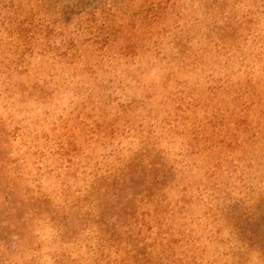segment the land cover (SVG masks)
Segmentation results:
<instances>
[{"label":"trees","instance_id":"obj_1","mask_svg":"<svg viewBox=\"0 0 264 264\" xmlns=\"http://www.w3.org/2000/svg\"><path fill=\"white\" fill-rule=\"evenodd\" d=\"M192 1L200 18L188 28L186 15L195 18L191 0H105L88 11L71 5L56 19V31L43 35L39 23L27 27L34 21L1 19L7 32L0 34V230L9 235L5 240L0 231V264H41L42 257L48 264H80L73 246L92 230L102 241L97 248L107 244L120 252L122 244H132V226L148 219L138 215L140 208L161 212L158 198L176 191L185 176L187 164L174 167L173 148L166 147L179 127L197 135L195 124H212L230 105L250 108L253 102L240 96L243 87L256 85L253 65L264 69V53L252 50L259 43L264 51V0ZM190 26L201 29L198 37ZM31 40L41 44L34 63L27 54L33 50L24 48ZM44 58L50 62L42 64ZM233 58L239 61L234 71ZM54 69L63 73L60 92L51 80ZM67 92V104L57 106L55 95ZM242 127L244 133L249 125ZM79 135L94 147L108 138L114 147L104 145L108 151L96 150L95 159L79 163ZM45 169L53 173L46 181ZM48 184H58L60 200L46 193ZM244 233L257 237L250 227ZM158 235L144 237L146 251ZM155 251L140 264H157Z\"/></svg>","mask_w":264,"mask_h":264},{"label":"rangeland","instance_id":"obj_2","mask_svg":"<svg viewBox=\"0 0 264 264\" xmlns=\"http://www.w3.org/2000/svg\"><path fill=\"white\" fill-rule=\"evenodd\" d=\"M76 1L45 0L44 2L41 0L36 5L34 0H0V21L1 19H13V21L26 19L30 22L28 24L34 21L27 27L34 28L39 23V33L43 35L48 30L49 33L56 31V19L63 18L65 11L71 10V5L77 6L76 11H88L105 0H78L83 2L82 5H75ZM188 4L192 7L191 11H194L195 18L194 14L187 13L189 14L186 15L187 28L188 25H196L200 18L198 3L191 0ZM137 14L132 15L133 19H138ZM190 28L191 34L195 33L198 37L196 33H200L201 29L197 26H190ZM6 32L3 23L0 22L1 38ZM163 37L165 43L161 44L162 53L165 52L167 45V38ZM258 45L259 43H256L253 47L254 53L260 51L264 53L262 46L259 50ZM27 46L24 48L33 50L27 54L31 53L30 57L34 59L29 60L34 63L38 60L35 59V55H37L38 47L41 46L40 41L38 43L31 40ZM3 47L0 46V48ZM231 61L230 69L234 71L239 61L235 58ZM49 62L48 59H42V64ZM257 65H253L254 68L251 69L252 83L256 84L254 89L243 87V95L240 96L241 101L253 102L249 109L244 108L240 111L239 108L230 105L229 109L221 111V115L213 116L212 124L206 123L201 128L195 124L198 130L195 131L198 132L197 135L192 134L188 126L179 127L177 132L180 133L175 134L174 143L166 145L167 148H173L169 159L174 163L173 166L177 167L179 161L180 163L184 161L183 165L187 164L188 167L186 166L184 178L178 181L177 189H174L176 191L167 189L164 195L158 198L157 203H160L158 207L161 212L154 210L153 206L140 208L138 215H145L148 219L139 218L137 224L132 226V244L127 246L126 243L122 244L120 252L107 244L97 248L98 241H102L93 230L86 237L80 236L73 246V253L81 259L80 264H126L129 260L140 264L145 257L149 256L150 251L155 249V254L151 252V255L155 257L154 259L157 258V264H264V257L261 255L264 247V69ZM217 66H215L216 69L223 67V65ZM62 74L61 70L51 71V80L57 86V92H60L63 87ZM67 95L68 92L64 95L62 93L55 95L58 100L57 106L67 104ZM34 108L30 105L26 109H32L31 112H34ZM209 111L213 113L211 107ZM205 114L204 112L196 114L201 123L207 121ZM41 124L44 125L42 122ZM243 125H249L244 133ZM114 129L117 130V127ZM155 134L157 132L153 135ZM82 136L79 135L77 143L74 144L77 148L80 145L84 151L80 159L79 157L76 159L79 163L95 159L96 150L108 151L104 145H110L109 149L114 147L108 143V138L105 139L106 143L103 146H97L95 143L94 147L90 144L91 141H83ZM237 137L239 139L244 137L246 141L242 139L237 141ZM184 140L188 143L183 144ZM46 144V146L44 143L41 144L40 148L48 147L50 142ZM116 144L114 142V145ZM182 147L186 150L185 156L179 154ZM187 147L190 149L187 150ZM198 150L200 151L197 153ZM49 162L50 160H47L46 165ZM55 162L58 164L59 160ZM90 169L91 167L87 168L88 173L92 171ZM4 174L5 171L0 172V182L3 183ZM79 175L81 174L76 172L75 176ZM52 176L53 173L44 170L45 181ZM64 179L66 183L74 178ZM56 185L52 188L48 184L46 193H54V196H58L56 199L60 200L63 195ZM78 185L79 183L75 189ZM143 209L146 211H142ZM246 227L252 228L257 237L249 238L248 233H244ZM0 231L7 240L9 232L6 229ZM153 231L159 234L157 243L151 246L150 251H146L144 237L149 233L153 234ZM22 259L25 257H21L19 261H24ZM48 261L49 259L45 257L40 259L41 264H48Z\"/></svg>","mask_w":264,"mask_h":264}]
</instances>
